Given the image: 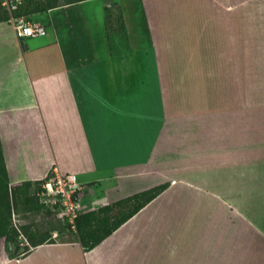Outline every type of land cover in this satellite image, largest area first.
I'll use <instances>...</instances> for the list:
<instances>
[{
	"label": "crops",
	"instance_id": "1",
	"mask_svg": "<svg viewBox=\"0 0 264 264\" xmlns=\"http://www.w3.org/2000/svg\"><path fill=\"white\" fill-rule=\"evenodd\" d=\"M154 1L129 2V11L146 24L147 45L142 59L136 57L142 50L134 45L119 0H81L35 13L29 20L38 22L46 32L34 37L19 36L12 21H0V139L10 185L44 180L57 170L74 175L80 190L85 191L86 184L97 185L108 178L104 175L112 168L110 175L118 180L116 184L92 191L88 198L107 205L168 183L95 247L115 236L116 251L102 260L103 264L131 263L133 258L138 261L136 256L151 242L156 244L154 250L163 248L166 235L160 237L152 231L170 229L167 224L172 225V219L176 221L174 227L180 226L175 210L189 211L185 201L193 194L202 204L206 199L223 201V207L244 218L248 226L235 229L239 236L234 244L229 238L225 245L220 242L217 225L202 227L199 216L194 219L193 213H205V209L197 208L188 223L198 238L185 252L183 238L175 242L174 252L184 253L174 264H264V233L254 226L252 218L238 212L242 203L232 202L240 195L237 188L221 187L235 180L236 174H253V168L264 159V131L261 140L251 143L247 133L241 142L236 133L221 134L235 121L232 110L260 109L257 113L264 116V0H202L198 4L202 15L191 21L181 18L183 37L188 41L186 52H173L172 41L166 46L162 43L165 38L154 40L157 27H152L147 11ZM107 7L118 13L119 29H109ZM199 21L204 22V26H197L199 44L189 51L194 24ZM173 73L179 75L174 78ZM185 73H195L191 88ZM224 73H228V82L222 83ZM156 82L165 110L158 133L163 147H157V136L152 138V146L147 142L142 145L140 138V128L148 125L151 129L153 124L146 123L145 118L154 111ZM174 96L184 103L201 104L189 112L192 115L188 119H203L207 121L204 127L209 128H203L193 147H176L181 154L175 156L167 135L172 130L168 99L172 101ZM135 103L138 108L132 107ZM252 104L257 105L248 107ZM126 105L132 112H126ZM99 118L100 128L95 122ZM246 120L254 117L249 115ZM246 181L241 180L245 187L240 192L247 188ZM177 190L181 196H174ZM102 192L105 195L97 196ZM166 199L173 202L167 204ZM172 212L175 216H170ZM232 223L229 228H236V221ZM140 228L144 236L137 232ZM253 228L260 240H253ZM94 250L84 249L77 238L46 242L31 246L26 254L13 255L1 237L0 264H102L99 256L92 257Z\"/></svg>",
	"mask_w": 264,
	"mask_h": 264
},
{
	"label": "rangeland",
	"instance_id": "2",
	"mask_svg": "<svg viewBox=\"0 0 264 264\" xmlns=\"http://www.w3.org/2000/svg\"><path fill=\"white\" fill-rule=\"evenodd\" d=\"M113 0H110L112 2ZM118 1V0H115ZM122 2L125 11H126V22L128 26V30L130 35L133 38L134 45L138 47L139 50H142L136 54L138 58L142 59L144 53L143 52L145 49L144 47L147 45L144 33L146 32V24H144V21L138 20L137 21V16L135 13L133 14L132 11H129V2L132 0H119ZM202 0H155L153 7L149 6L147 11L150 13V20L152 27H157L156 32L154 31V34L156 33V39L155 41H160L161 39L165 40L162 41V43H165L164 46H166L169 42L172 41V50L173 52L175 51H180V50H185L184 52L187 51V44L188 41L184 40L183 37V29L182 26L184 23H181V18H185L191 21L195 20L196 17L199 15H202V8L201 6H198V4L201 3ZM2 5H7L5 4V0H0V10H2ZM155 5V7H154ZM198 11V12H197ZM212 11V12H211ZM211 12V13H210ZM209 13L212 14L213 10H209ZM141 18L145 16V14L139 15ZM227 17V15H226ZM200 18V17H199ZM204 22L199 21V23H195V31L193 32L194 38L190 40V46H189V51L194 50L198 47L199 40H197V37L199 36L197 32V26L201 27V24ZM145 28V29H144ZM153 34V35H154ZM169 40V41H168ZM156 44V43H155ZM163 45L158 44L157 47L159 49H162ZM156 47V46H155ZM153 48L151 47L150 50ZM106 63L110 62H101L102 65H106ZM108 65V64H107ZM158 74V73H157ZM189 74V87L191 88V84L195 83V73H185V75ZM198 74V73H197ZM225 77L222 78V83L228 82V73H224ZM174 78L176 75H179L178 73H173ZM156 102L154 104V111L149 115V117L145 118L146 123H149L151 121V129H149L148 125H146L143 128H140V138L142 145L145 144V142L150 143L152 146L153 144V139L155 136H157V147H163L164 141L159 138L158 133L159 129L161 126V117L164 115V109H163V104L160 103V96H159V86L158 82H156ZM221 91V89H218ZM194 91V89H193ZM195 92V91H194ZM191 93V92H190ZM141 95H144L143 93V88H141ZM181 95V94H180ZM185 100H187L188 96L183 97ZM144 100V99H142ZM168 99V114H171V119L168 120L169 124H172V130L167 131V135L170 136V142L171 146L173 149V155L175 156L177 153H179L176 147H193L195 144H197L196 140L199 135V133L203 130V128L209 129L207 127H204L205 120H196L195 117L192 119H188L189 115H192V113L189 112H195L200 108L202 105L197 103L194 104V102L191 103H184L181 102V98L174 96L173 100ZM257 104H252L249 105L248 107L255 106ZM153 106V105H152ZM132 107L138 108L139 104L135 103L132 104ZM126 112H132L130 107L126 105ZM256 110V112L254 111ZM260 109H253V110H248L244 108L243 110H232L231 113L235 115V121L229 128V131L225 134H223L221 130V134L224 137L227 135L229 132L232 134L236 133L235 135L238 138V142H241L244 140V134H248V141L251 143V141L255 142L257 140H261V132L264 131V120L261 121V118L264 119V116H262L260 113H257ZM251 115L254 117V120H246V117H249ZM242 117L245 119H242ZM211 121V120H209ZM98 126L101 127L100 125L102 124V120L100 118L95 121ZM197 124H199L197 126ZM224 127L227 128V125L224 124ZM214 129V127L212 128ZM153 134V135H152ZM135 136L139 135V132L135 131L134 133ZM146 136V137H145ZM221 136V137H222ZM264 136V133H263ZM139 138V140H140ZM138 142V141H136ZM135 142V143H136ZM259 147H254V149H257ZM159 153V148L156 150V154ZM260 165L255 166L253 168V174L243 177L240 174H236V179L231 180V182L228 181V184H221V187H228L229 189H233V187L237 188V193L240 194L237 200L233 199L232 202L234 203L237 202L242 203L243 208L238 209V212L244 215H247L250 217V219H253L254 226L259 229L261 232L264 233V159L259 162ZM109 173H106L104 176H109L108 178L101 180L102 182L97 183V185H94L95 183H88L85 185V191L80 190L79 195H80V201L82 203V209L83 210H88V209H99L101 206H104L103 201L100 200H91L88 199L92 195V191H100L103 186L109 187L113 186L112 184L114 181H118L116 179H112L110 173H113V169L109 168L108 170ZM153 176V175H152ZM261 176V177H258ZM155 179V178H154ZM243 179L246 181L247 179V188L239 191V189L242 187L244 188L245 185L241 184V180ZM233 181V182H232ZM98 182V181H97ZM81 184V183H80ZM231 184V185H230ZM81 186H83L81 184ZM92 187L93 190L90 188ZM81 189V188H80ZM98 189V190H97ZM234 190V189H233ZM98 191V192H99ZM126 194L129 193V190L126 189ZM177 196L178 190L175 193ZM182 194V193H181ZM191 192H188V195H190ZM31 197L33 198V201L31 205L28 207L25 203H19L18 206H14V214L12 217L13 223L20 229V253L21 254H26L27 248H31L30 244H27L28 240L26 239V236L23 234V226H29L32 230H37L39 232H52L53 239L55 241H65V240H76L78 237L75 234V230H69L66 225L58 219V217L52 213L49 210V207L42 205L39 209H34V202L37 198L35 195V188L30 192ZM105 195L103 192L98 193L97 196ZM181 196V195H179ZM175 198V197H174ZM180 200L179 197H176L175 199ZM38 199V198H37ZM39 201V199H38ZM164 201H167L166 203L169 204L170 202H173V199H166ZM181 201V200H180ZM200 202V203H199ZM223 201L215 199L212 201V199L202 202L197 199V196L193 194L189 200L185 201V203L189 204L190 210L187 212H182L180 208L176 209L175 211L178 212L176 214L181 221L178 223V227H174L176 224V221L173 222L172 219V225L171 223L167 224L164 222V226L166 224L168 225L166 230H162L160 227V230L155 231L153 230L152 233H159L161 234L160 237H164L166 235V242H163L161 244L163 248H160L157 246L156 250H154V246H156L155 243H150L149 247L145 249L144 251L140 252L139 255L136 256L138 261H136L134 258L132 259V262H123L120 261L121 264H174L177 262V260H181V257L183 253L186 251L185 249L187 246L195 242V240L198 238V233L195 232L193 229L190 228V222L191 219L194 216V219L196 220L197 217L199 216L200 218V223L202 227H207L210 225H217L220 230V242L225 243V245L228 244V239L231 238L233 239V244L236 239V235L238 234L239 236V231L235 232V229L239 230L240 226H248V223L244 220L239 215L232 214V211L228 209V207H223L222 205ZM40 203V201H39ZM165 203V202H164ZM199 203V204H198ZM114 205V210L111 212V215L113 217H119L120 212H128L129 210L132 209L134 206V201L130 202H124L123 204H116L115 202L110 203ZM166 204V205H167ZM180 207V205L178 206ZM197 208L203 210L205 209V213L201 214H192L194 210L197 211ZM170 216H175V214L172 212L170 213ZM233 220L236 221V228L230 229L229 226L232 223ZM189 229V231L187 230ZM171 230V231H169ZM255 233L253 232L252 238L253 240H260V237L258 238V233L257 231L253 228ZM248 231V229H247ZM137 232L141 234L143 232V229H137ZM257 233V234H256ZM145 234H141V236H144ZM154 235V234H153ZM115 237V236H114ZM114 237L109 238V240H106L105 244L100 246L98 249V245L93 247L92 249H95L92 252V257L94 256H99L100 261L102 263V260L109 258L112 252H115L116 249L114 250L113 248V242ZM155 237H153L152 240H154ZM183 238L184 242V252L182 250L181 253H176L174 252L175 250V242H180V240ZM264 241V237L262 239ZM117 244V243H115ZM160 245V244H159ZM170 245H172V248H170ZM11 250L13 251L15 248V244H11ZM118 251L122 252L123 249H118ZM155 252V253H154ZM154 253V254H153ZM118 254V252H117ZM178 256H174L177 255ZM119 255V254H118ZM232 256V255H231ZM133 257V256H132ZM150 259V262L148 263ZM121 260H125V258H121ZM103 264V263H102Z\"/></svg>",
	"mask_w": 264,
	"mask_h": 264
},
{
	"label": "trees",
	"instance_id": "3",
	"mask_svg": "<svg viewBox=\"0 0 264 264\" xmlns=\"http://www.w3.org/2000/svg\"><path fill=\"white\" fill-rule=\"evenodd\" d=\"M7 5H2L0 10V21H9L12 17H24L29 20L30 16L38 12H45L51 8L69 4L81 0H7ZM107 24L110 30L119 29L118 13L110 7H107ZM50 174V173H49ZM43 180L31 181L27 180L17 185H10V180L7 172V167L4 160L3 148L0 139V238H5L6 250L13 255L20 253V230L13 223L12 217L14 214V206L19 203H25L28 207L31 205L33 198L30 192L35 188L37 196L34 204V209H39L42 205L49 207L42 201L38 192L41 189ZM168 183L156 185L150 189L139 192L132 196L118 200L116 204L134 201V206L128 212H120L119 217H113L111 212L114 210V205L107 204L99 209L81 210L76 217V229H72L68 221L57 216L60 206H55V209L49 207V210L54 213L60 221H62L69 230H75V234L80 240L82 246L86 250H90L98 245L102 240L115 231L121 224L131 218L143 206L160 194ZM23 234L29 241V244L34 247L46 242H55L52 232H39L32 230L29 226H23ZM66 241V240H65ZM11 244H15V248L11 250ZM30 251V248H27ZM27 253V252H26Z\"/></svg>",
	"mask_w": 264,
	"mask_h": 264
},
{
	"label": "built area",
	"instance_id": "4",
	"mask_svg": "<svg viewBox=\"0 0 264 264\" xmlns=\"http://www.w3.org/2000/svg\"><path fill=\"white\" fill-rule=\"evenodd\" d=\"M8 6V1L5 0ZM19 36L34 37L45 34V28L38 22L28 20L24 17L10 19ZM38 192L42 201L50 208L60 206L57 216L68 221L72 229H76V217L82 210L79 190L75 176L72 174H62L57 170H53L44 180ZM20 230V229H19ZM29 244V241H27Z\"/></svg>",
	"mask_w": 264,
	"mask_h": 264
}]
</instances>
